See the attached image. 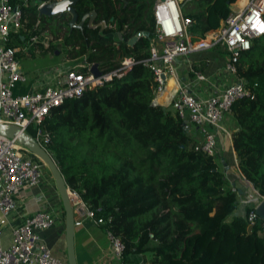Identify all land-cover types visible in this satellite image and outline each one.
Listing matches in <instances>:
<instances>
[{"label":"trees","instance_id":"1","mask_svg":"<svg viewBox=\"0 0 264 264\" xmlns=\"http://www.w3.org/2000/svg\"><path fill=\"white\" fill-rule=\"evenodd\" d=\"M51 1L6 0L21 14L6 41L18 48L16 58L26 47L52 54L58 48L63 59L78 62L70 69L82 74L90 64L105 73L124 57L133 60L119 77L51 107L37 125L48 135L44 150L67 188L120 239V264L131 253H149L148 264H264V221L247 220L250 203L235 213L238 191L215 158L193 149L170 106L151 104L156 83L143 60L154 35V0H77L76 23L94 13L80 27H69L67 12L38 16V4ZM234 1L180 0L178 7L197 38L218 27ZM137 32L147 36L127 44ZM40 34L48 36L46 46L28 42ZM235 66L253 94L229 107L231 146L239 175L264 198V34ZM34 132L30 123L27 133Z\"/></svg>","mask_w":264,"mask_h":264},{"label":"built area","instance_id":"2","mask_svg":"<svg viewBox=\"0 0 264 264\" xmlns=\"http://www.w3.org/2000/svg\"><path fill=\"white\" fill-rule=\"evenodd\" d=\"M180 0H154L152 15L154 35L148 42V56L143 63L152 72L156 83L155 94L162 93L166 82L170 85L168 104L184 123L198 128L201 140L193 149L215 158L216 135L214 129L223 116L229 113L231 103L241 97L252 96L251 89L242 78L226 85L204 100L195 98L174 75L173 62L190 53L221 48L225 52L223 69L235 75L238 56L248 50L251 42L264 34V0H235L230 4L227 16L218 27L192 38L187 30L191 20L179 13ZM42 3V2H41ZM38 4V6L41 5ZM20 11L11 8L6 0H0V124L16 126L27 133L31 123L35 126L30 135L44 149L48 135L38 128L51 107L67 99L79 97L86 88L98 86L113 76L119 77L133 63L131 57H124L119 65L105 73L93 76L67 68L60 72L52 83L18 95L12 94L16 83H25L27 73L15 57L17 47L6 45L10 32L20 26ZM48 36L33 35L28 42L47 44ZM90 66V65H89ZM196 78L203 76L196 73ZM255 86V83L253 84ZM28 134V133H27ZM26 148L17 142L16 136L0 135V214L6 215L13 204V195L19 188L38 184L43 165ZM26 153V154H25ZM73 214V226L79 225L82 217H89L100 225L85 202L75 192L68 190ZM256 214L249 210L246 218L252 222ZM54 216L49 210L40 209L24 218L23 222L10 229L9 241L3 245L0 228V264H64L55 257L49 247L40 240L38 230L50 227ZM113 254L120 258L122 244L118 237L107 232Z\"/></svg>","mask_w":264,"mask_h":264},{"label":"crops","instance_id":"3","mask_svg":"<svg viewBox=\"0 0 264 264\" xmlns=\"http://www.w3.org/2000/svg\"><path fill=\"white\" fill-rule=\"evenodd\" d=\"M224 59L225 52L221 48L190 53L173 62L174 75L189 93L197 99L204 100L235 80V75L223 69ZM63 70L62 67H59L52 71H39L37 74L28 73L25 83L18 82L13 86L12 94L26 93L45 83H52ZM196 73L201 74L203 78H196ZM169 96L170 85L169 82H166L164 91L155 94L152 101L156 105L166 107L169 106ZM170 110L173 112L171 107ZM183 124L190 142L193 144L199 142L201 135L198 128L190 123L183 122ZM234 128L233 119L227 113L214 129L216 135L215 161L218 169L224 173L230 184L239 190L237 192L238 202L243 198L253 207L258 197L238 173L230 141V133ZM44 169L42 168L38 184L19 188L12 197L13 204L8 213L0 214L1 242L3 245L8 243L10 229L20 225L25 217L40 209L49 210L54 216L53 224L48 228L38 230L37 233L40 240L49 247L51 253L67 264L63 211L50 174L45 169L46 175ZM73 252L76 264H120V259L111 250L106 231L87 216L82 217L79 225L73 228ZM149 259V253H131L126 256V260L122 264H148Z\"/></svg>","mask_w":264,"mask_h":264},{"label":"water","instance_id":"4","mask_svg":"<svg viewBox=\"0 0 264 264\" xmlns=\"http://www.w3.org/2000/svg\"><path fill=\"white\" fill-rule=\"evenodd\" d=\"M77 0H54L51 2H42L38 6V16L40 15H60L63 12L69 14V19L67 21L69 27H80L83 23L85 17L90 19L93 17L94 13L92 11L84 14L81 19L76 23V13L73 9V4ZM147 36L146 32H137L127 40V44H132L139 37ZM117 37L120 38V34L117 33ZM89 72L93 76H98L99 72L95 64H90ZM152 105H156L151 101ZM0 135L7 137L16 136L17 142L23 145L26 150L34 157H36L42 165L45 166L50 177L53 181L54 188L59 197L64 219V240H65V254H66V263L67 264H76L73 252V214L70 206V197L68 193V188L64 182L62 175L60 174L53 158L34 140L32 136L25 132H20L19 129L10 124H0ZM247 184L255 192L259 200L253 206L256 216L264 221V198L259 196L257 192L253 189L252 185L246 181ZM239 191V190H237Z\"/></svg>","mask_w":264,"mask_h":264},{"label":"rangeland","instance_id":"5","mask_svg":"<svg viewBox=\"0 0 264 264\" xmlns=\"http://www.w3.org/2000/svg\"><path fill=\"white\" fill-rule=\"evenodd\" d=\"M43 35L44 34H40L39 38L41 39ZM20 53L21 54H18L17 56V61L21 69L25 71L27 74L28 73L37 74L39 71H46V70L52 71V69H57L59 67H62V69L74 68L75 66H77L78 63L76 61L63 59L61 57V53L58 52V48L54 50L53 54L50 52L41 53L39 52V50L36 49L31 51L27 47L23 51H20ZM27 155L30 156L31 154L27 152ZM42 168L43 169L45 168L44 165ZM45 174L47 175L46 170H45ZM243 201H244L243 198L240 199L238 208L235 210V213H239V214L242 213L243 206L249 204Z\"/></svg>","mask_w":264,"mask_h":264}]
</instances>
